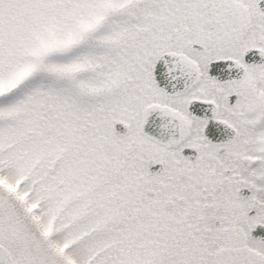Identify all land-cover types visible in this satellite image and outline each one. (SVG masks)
Wrapping results in <instances>:
<instances>
[{
	"label": "snow or ice",
	"instance_id": "1",
	"mask_svg": "<svg viewBox=\"0 0 264 264\" xmlns=\"http://www.w3.org/2000/svg\"><path fill=\"white\" fill-rule=\"evenodd\" d=\"M0 264H264V0H0Z\"/></svg>",
	"mask_w": 264,
	"mask_h": 264
}]
</instances>
